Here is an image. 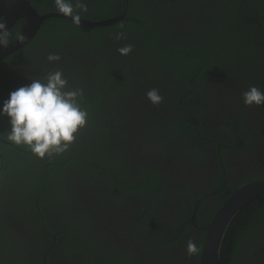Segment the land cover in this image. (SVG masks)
Here are the masks:
<instances>
[{
	"label": "trees",
	"instance_id": "16d2710c",
	"mask_svg": "<svg viewBox=\"0 0 264 264\" xmlns=\"http://www.w3.org/2000/svg\"><path fill=\"white\" fill-rule=\"evenodd\" d=\"M29 1L40 14L58 13L54 0ZM248 1H217V7L222 10L219 20L214 17L209 22L206 19V22L201 21L200 26L195 24L200 16L198 8L200 5L207 7L206 0H81L88 7L86 13L80 12L81 19L101 21L117 16L123 18L114 25L92 28L77 26L61 18L45 21L27 46L0 62V110L12 91L30 85L32 78L43 80L48 72L60 70L68 81L66 90H83L80 103L88 113L87 123L76 134V141L68 151L40 159L25 147L7 141L11 125L7 116L0 115V139L9 143H0V190L11 192L3 187L10 181L15 185H11L12 190H16V194L13 191L15 197L0 192V197L3 196L0 206L7 205L13 201L10 198H15L20 199V204L26 208L32 206L39 209V206H43V200L50 202L45 197L52 196L53 191H63L58 186L67 182L69 171L77 172L86 179H92L89 176L98 173L106 175L113 186L122 191L145 193L146 202L138 212L143 215L138 217V222L141 225L148 220L146 229L154 230L156 235L162 236L163 241L173 243L184 232L190 231V217L194 210L191 202L195 199V191L188 195L189 208L178 210V215L171 222L175 238H167L161 232L159 225H162L157 217V204L166 195L159 169L151 165L145 172L133 173L129 168L131 159L126 157L131 156L123 148L129 143L138 146L134 142L142 140L140 135L146 140L150 135L151 141L157 142H175L188 135L187 130L194 126L186 117L176 118L173 112L180 110L201 115L202 106L192 93L198 86H207L203 77L208 70L215 69L223 62L253 60V31L257 28L254 25L256 29H248L250 26L243 24L240 14L249 8L245 4ZM75 2L72 0L73 4ZM218 8L209 7L210 15L218 12ZM192 20L195 25H190ZM22 24L23 20L9 30L12 37L21 30ZM120 31L125 33V38L117 40L115 36ZM129 44L132 45V52L126 56L120 55L117 49ZM49 54H58L61 59L50 63L47 60ZM255 58L258 59L257 53ZM150 89H158L163 97L162 103L153 105L149 102L146 93ZM140 95L144 97L139 99ZM137 106L153 111L145 110L148 117L142 119L140 111H135ZM161 110L163 112L159 113ZM185 154L191 160L201 157L203 152L192 145ZM221 185L223 181H213L209 193L215 194L212 197L218 203L214 206L213 216L206 223L196 219L198 226L206 227L235 190L227 187L226 193H218ZM155 216L158 223L152 219ZM151 219L155 224L151 225ZM66 229L63 227L61 230ZM262 230L264 196L254 200L233 221L224 243L221 264H244L248 251L252 249L250 238L259 236ZM2 232L0 244L6 246ZM206 234L205 230L201 231L197 264ZM83 237L90 240L85 235ZM72 238L76 245L83 246L88 264H121L124 261L123 257L114 261L110 258L113 255L105 256L97 252L90 241L85 243L80 238ZM17 258L12 250L0 251V264H15L13 262Z\"/></svg>",
	"mask_w": 264,
	"mask_h": 264
},
{
	"label": "flooded vegetation",
	"instance_id": "af4514ba",
	"mask_svg": "<svg viewBox=\"0 0 264 264\" xmlns=\"http://www.w3.org/2000/svg\"><path fill=\"white\" fill-rule=\"evenodd\" d=\"M217 1L221 0H206L207 7L199 6L200 16L195 24L200 26L201 21L207 19L210 22L214 17L219 20L222 10L217 7ZM245 4L249 8L240 13L241 21L250 26L248 29L257 28L255 32L252 30L255 41L253 60L223 62L208 70L203 77L207 86H198L192 93L202 106L201 115L180 110L173 112L176 118L186 117L194 126L187 130L188 135L175 142L151 141L150 135L148 140L140 135L142 140L134 142L138 146L129 143L123 148L131 156L126 157L131 159L129 168L133 173L145 172L151 165L159 169L166 195L157 204V217L162 225H159L161 232L167 238H175L171 222L178 210L189 208L188 195L195 191V199L191 202L194 209L190 217L191 230L184 232L175 242L167 243L154 230L146 229L148 220L144 219L146 222L141 225L138 222V217L143 215L138 213L139 208L146 202L144 192L122 191L114 187L106 175L94 173L88 175L92 179H86L69 171L67 182L58 186L63 191H53L52 196L45 197L50 202L43 200L39 209L28 206L24 217L20 210L12 211L6 215V224L2 223L4 206L16 209L21 205L20 199L10 198L13 201L7 205H3L5 199L2 201L0 233L4 227L2 236L6 246L0 244V251H14L18 257L13 262L15 264H88L83 246L76 245L74 237L85 243L90 241L97 252L105 256L113 255L111 260L123 257L121 264H197V255L189 257L186 246L192 239L198 248L201 247V231L205 226H198L196 219L206 223L213 216L214 206L218 203L212 197L215 194L209 193L213 181H223L217 192L226 193L227 187L237 190L244 184L264 179V106H246L242 98L251 86L264 91V0H249ZM209 7L219 11L210 15ZM193 21L190 25H195ZM143 97L140 95L139 99ZM145 110L153 111L143 106L135 109L136 113L140 111L142 119L148 117ZM0 143L9 144L1 139ZM192 145H196L203 155L190 160L185 151ZM0 156L2 158L1 153ZM10 182L3 187L11 192H0L15 197L16 190H12L15 185ZM152 219L158 223L156 216ZM152 219L151 225L155 224ZM63 227H67L66 231L61 230ZM250 239L252 249L248 251L244 264H264V230Z\"/></svg>",
	"mask_w": 264,
	"mask_h": 264
},
{
	"label": "clouds",
	"instance_id": "9594fccd",
	"mask_svg": "<svg viewBox=\"0 0 264 264\" xmlns=\"http://www.w3.org/2000/svg\"><path fill=\"white\" fill-rule=\"evenodd\" d=\"M56 10L65 17L71 18L77 26L81 22L80 12H87L88 7L81 0H54ZM123 28V24L120 26ZM10 38L24 44L27 36L17 31L15 36L9 31L7 24L0 20V46L7 48ZM115 38H125V33H116ZM120 55H129L132 45L117 49ZM58 54H49L47 60L59 61ZM68 81L60 70L48 72L43 80L32 78L30 85L19 87L10 93L9 99L3 103L0 115L7 116L11 125L7 141L15 146H23L37 158H51L68 151L74 143L76 134L86 126L88 113L81 108L83 90H66ZM146 98L153 105L163 102L158 89H150ZM246 106H264V91L251 86L242 94ZM189 257L198 255L200 249L194 240L189 239L186 246Z\"/></svg>",
	"mask_w": 264,
	"mask_h": 264
},
{
	"label": "water",
	"instance_id": "95a60500",
	"mask_svg": "<svg viewBox=\"0 0 264 264\" xmlns=\"http://www.w3.org/2000/svg\"><path fill=\"white\" fill-rule=\"evenodd\" d=\"M51 18L72 21L59 12L40 14L29 0H0V20L7 24L9 30L23 20L20 32L27 36L24 44L12 40L7 48L0 46V62L27 46L36 37L43 23ZM122 18L123 16H117L101 21L81 19L79 25L85 28L105 27L116 24ZM263 196L264 179L244 184L230 194L205 227L207 234L198 264H221L224 243L233 221L248 205Z\"/></svg>",
	"mask_w": 264,
	"mask_h": 264
},
{
	"label": "rangeland",
	"instance_id": "374dc122",
	"mask_svg": "<svg viewBox=\"0 0 264 264\" xmlns=\"http://www.w3.org/2000/svg\"><path fill=\"white\" fill-rule=\"evenodd\" d=\"M5 207V209H4ZM1 213H2V223L6 224V215L9 213V212H12V211H19L21 212V216L24 217L25 216V213H26V206L25 205H21V206H18L16 207H11V206H4ZM12 209V210H11Z\"/></svg>",
	"mask_w": 264,
	"mask_h": 264
}]
</instances>
